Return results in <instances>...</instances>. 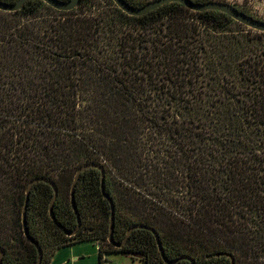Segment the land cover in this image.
<instances>
[{
  "label": "trees",
  "instance_id": "obj_1",
  "mask_svg": "<svg viewBox=\"0 0 264 264\" xmlns=\"http://www.w3.org/2000/svg\"><path fill=\"white\" fill-rule=\"evenodd\" d=\"M88 163L105 170L115 242L140 224L157 232L169 260L264 264V33L176 2L140 17L111 0H80L67 12L29 0L0 11L1 264L36 262L21 222L33 179L55 183V219L74 229L71 183ZM52 195L35 183L26 209L41 264L93 240L101 261L139 253L163 264L147 230H134L121 249L108 243L99 170L76 184L75 236L50 220Z\"/></svg>",
  "mask_w": 264,
  "mask_h": 264
},
{
  "label": "water",
  "instance_id": "obj_2",
  "mask_svg": "<svg viewBox=\"0 0 264 264\" xmlns=\"http://www.w3.org/2000/svg\"><path fill=\"white\" fill-rule=\"evenodd\" d=\"M27 1H29V0H17L14 3H6V2L0 1V11L9 12V13L10 12H16V11L20 10ZM42 1L47 6H49L50 8H52L54 10L67 12V11H71V10L75 9L78 6L80 0H69V1L42 0ZM111 1L123 13H125L128 16H133V17H140L143 15H146L147 13H149V12H151V11H153V10H155V9L165 5V4L176 2V3L181 4L182 6H184L185 8H187L193 12H203V11H208V10H214V11L222 12V13L226 14L227 16H229L231 19H233L235 22H237V23H239V24H241V25H243L249 29H252L254 31L264 33V21L253 19L252 17H249V16L245 15L244 13L239 12L238 10H236L235 8H233L227 4L213 3V2L212 3H193L191 0H154V1H151L147 4H145L142 7L135 8V7H132L129 4H127L124 0H111ZM89 168H95V169L99 170L100 174H101V193H102L103 198L108 202L109 207H110L107 241L111 246H113L117 249H121L125 246L129 236L131 235V233L134 230H137V229L147 230L153 235V237L155 239L157 249H158V252L160 255V259H161L163 264H176L177 262H179L181 260H185V261L189 262V264H194V260L188 256H182V257L176 258L174 260H169L164 254V251H163V248L161 246V242L159 240L157 232L151 227H147V226L140 225V224L133 225L132 227H130L126 231V234H125V236L121 242L117 243L113 240V231H114V222H115L114 205H113V202H112L111 198L109 197V195L105 193V186H104L105 170H104L102 165L97 164V163L84 164V165L80 166L75 172L74 178H73L72 183H71V188H70V205H71L72 211L75 215L76 225H75L74 229H72L70 231L65 229L63 226H61L56 221L55 216L53 214V205H54V202H55V200L57 198V194H58L57 187H56L55 183L50 181V180L44 179V178H36V179L31 180L29 182V184L27 185L26 190H25V200H24V205H23V209H22L21 222H22V230H23L24 237L37 250V259H36L35 264H41L42 250H41L39 244L30 237L29 231L27 228V222H26V209H27V204L29 201V194H30L32 186L37 182H44L51 187V189L53 191V195H52V198H51L49 205H48L49 218L52 221V223L54 224V226L56 228H58L65 236L72 237V236H75L77 234V232L79 231L80 226H81L80 217H79L77 207L75 205V200H74V190H75L76 184L80 178V175L85 170H87ZM3 256H4V250L0 248V264L2 263ZM130 257L136 258V259H144V255L139 254V253H131Z\"/></svg>",
  "mask_w": 264,
  "mask_h": 264
},
{
  "label": "crops",
  "instance_id": "obj_3",
  "mask_svg": "<svg viewBox=\"0 0 264 264\" xmlns=\"http://www.w3.org/2000/svg\"><path fill=\"white\" fill-rule=\"evenodd\" d=\"M49 264H145L143 260L122 253H107L99 256L97 241L75 242L56 249Z\"/></svg>",
  "mask_w": 264,
  "mask_h": 264
},
{
  "label": "rangeland",
  "instance_id": "obj_4",
  "mask_svg": "<svg viewBox=\"0 0 264 264\" xmlns=\"http://www.w3.org/2000/svg\"><path fill=\"white\" fill-rule=\"evenodd\" d=\"M214 1L217 2L224 1L230 5H234L235 7L243 10L244 12L255 18L264 20V0H214Z\"/></svg>",
  "mask_w": 264,
  "mask_h": 264
},
{
  "label": "flooded vegetation",
  "instance_id": "obj_5",
  "mask_svg": "<svg viewBox=\"0 0 264 264\" xmlns=\"http://www.w3.org/2000/svg\"><path fill=\"white\" fill-rule=\"evenodd\" d=\"M212 2H213V3L227 4V5H229V6L233 7V8H235V9L238 10L239 12H242V13H244L245 15H247V16H249V17H252L253 19L260 20V21H264V20H262V19L255 18V17H253V16L247 14V13L244 12L243 10H241V9H239V8H237V7H235L234 5H230V4H228V3L224 2V1L217 2V1H214V0H208V2H206V3H212ZM208 11H214V10H208ZM218 12H219V11H218ZM221 13H222V12H221ZM232 20H233V19H232Z\"/></svg>",
  "mask_w": 264,
  "mask_h": 264
}]
</instances>
